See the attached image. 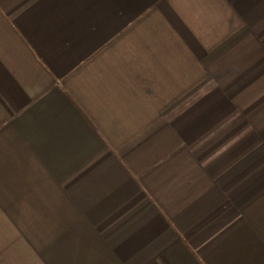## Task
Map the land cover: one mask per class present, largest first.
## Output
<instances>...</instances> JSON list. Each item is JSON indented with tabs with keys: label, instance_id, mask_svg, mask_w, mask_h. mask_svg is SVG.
Returning <instances> with one entry per match:
<instances>
[{
	"label": "crops",
	"instance_id": "obj_1",
	"mask_svg": "<svg viewBox=\"0 0 264 264\" xmlns=\"http://www.w3.org/2000/svg\"><path fill=\"white\" fill-rule=\"evenodd\" d=\"M0 264H264V0H0Z\"/></svg>",
	"mask_w": 264,
	"mask_h": 264
}]
</instances>
